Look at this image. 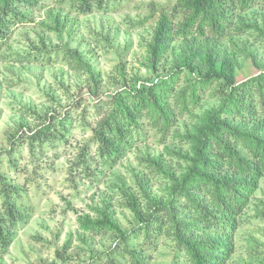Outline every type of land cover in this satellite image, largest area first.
Segmentation results:
<instances>
[{"label": "trees", "instance_id": "1", "mask_svg": "<svg viewBox=\"0 0 264 264\" xmlns=\"http://www.w3.org/2000/svg\"><path fill=\"white\" fill-rule=\"evenodd\" d=\"M37 1L0 0V44L9 37L11 21L22 17L20 9ZM69 1L86 14L93 9L107 11L122 0ZM252 6L253 0H177L170 13L159 16L145 43L146 66L155 70L169 51L171 69L131 88L124 86L125 76L118 69L121 85L113 81L118 88L104 89L100 72L78 48L66 43L34 45L26 52L5 55L20 63L61 62L86 78L65 104L56 103L39 113L23 108L35 123L20 122L8 133V147L0 148V257L31 215L21 202L23 186L3 170V165L20 170L25 146L29 161H35L72 129L87 126L95 144L93 152L88 144L81 146L71 169L81 176L101 174L91 171L89 165L115 167L143 134V117L168 130L177 121V113H190L208 94L214 104L191 113L194 122L181 135L188 146L176 153V165L167 163L162 155L141 156L138 162L148 171L135 179V191L123 183L118 187L119 205L129 211L130 227L118 223L111 203L105 201L93 216L78 217L79 237L82 243H86L85 233L109 241L105 249L88 256L89 264H149L161 239L172 243L167 264H230L235 234L250 208L258 179L264 175V63L255 60L244 44L241 54L245 58L239 62L228 55L231 52L223 44L232 27L240 34L255 30L264 40V29L241 15ZM50 16L59 29L57 15ZM175 40H179L176 47L171 44ZM245 65L252 73L238 80ZM181 72L193 76H184L180 84ZM59 105L61 111L57 112ZM157 176L164 182L160 194L149 189V179ZM255 211L264 216V206ZM69 243L67 240L57 250L63 261L69 257L63 250ZM249 251V261L244 264H264V246L254 242Z\"/></svg>", "mask_w": 264, "mask_h": 264}, {"label": "rangeland", "instance_id": "2", "mask_svg": "<svg viewBox=\"0 0 264 264\" xmlns=\"http://www.w3.org/2000/svg\"><path fill=\"white\" fill-rule=\"evenodd\" d=\"M176 2L177 0H122L107 11L93 9L86 14L71 6L69 0H38L32 7H22V17L11 21L9 37L0 44V148L8 147V133L15 131L20 122L26 125L35 123L30 113H23V108H32L39 113L49 106H56V103L65 104L69 95L71 97L77 88L85 84L86 78L84 74L61 62L49 65L38 62L20 63L4 58L5 55L8 57L10 53L26 52L34 45L52 47L66 43L70 48H78L93 69L100 72L101 83L106 90L119 87L113 81L120 82L121 85L118 69L125 76L124 86L127 88L135 87L143 81L149 83L171 69L168 51L155 70H150L146 66L145 43L159 16L170 13ZM52 14L57 15L60 20L59 29L54 27V20L50 16ZM241 15L264 29V0H253L252 8ZM226 32L223 44L231 52L228 55L237 57L241 62L245 58L241 54L244 44L255 60L264 63V40L257 36V31L247 30L240 34L232 27ZM171 44L176 47L179 40L172 41ZM243 68L238 74V80L252 73L248 66ZM184 76L193 75L181 72L180 84L183 83ZM50 96L55 100L51 102L48 99ZM211 104H214L213 100L205 94L197 107L190 109H193L190 113H177V121L164 131L143 117V134L115 167L110 169L94 163L89 165L91 171L101 173L97 175L92 173L81 176L71 169L81 146L88 144L93 152L95 144L87 126L72 129L61 141L46 147L43 156L35 161H29L25 146L23 158L18 165L20 170L15 172L5 165L3 170L23 186L25 195L21 202L31 215L26 224L16 232L6 254L0 257V264H42L52 260L58 264H89L88 256L105 249L109 241L101 235L85 233L86 243H82L78 217L84 214L93 216L94 210L103 206L106 201L111 203V210L118 223L123 228H129L131 217L129 211L119 205L122 200L118 187L123 183L135 191V179L148 171V168L138 162L141 156L162 155L167 163L175 166L176 153L184 151L188 146L181 135L185 128L193 124L192 114ZM60 105L56 108L57 112L61 111ZM163 186L164 182L160 177L149 179L150 192L160 194ZM263 206L264 175L258 179L250 208L243 214V220L235 234L230 264L249 261V250L254 242L260 247L264 246V216H259L255 211ZM67 240L70 242L69 246L63 250L69 257L63 261L57 250H62ZM171 246V242L161 239L158 249L151 253L149 264H167L172 257Z\"/></svg>", "mask_w": 264, "mask_h": 264}]
</instances>
